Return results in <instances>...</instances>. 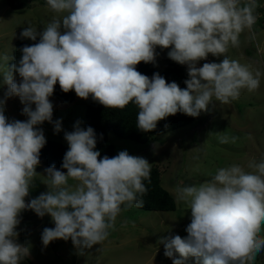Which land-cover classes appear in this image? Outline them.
<instances>
[{"label":"clouds","instance_id":"clouds-1","mask_svg":"<svg viewBox=\"0 0 264 264\" xmlns=\"http://www.w3.org/2000/svg\"><path fill=\"white\" fill-rule=\"evenodd\" d=\"M46 2L53 12L66 14L53 17L42 32L26 27L21 38L36 41L39 36V42L24 46L21 58L2 74L7 91L0 98V264H21L30 255V248L17 242L25 210L51 217L54 228H44L41 235L45 248L71 239L83 254L108 238L122 206H143L149 162L126 150L98 159L97 134L79 121L64 133L68 150L61 167L66 173L55 165L45 175L37 173L47 143L39 126L48 122L54 134L62 131V121L53 122L49 99L57 83L64 93L74 90L78 98L91 97L106 109L134 103L137 128L144 133L178 112L196 118L208 111L213 98L228 104L242 90L253 92L260 86L259 70L225 55L229 46L239 47L242 32L261 21L254 15L256 0L243 5L241 0ZM157 48L170 49L168 58L187 66L186 88L168 83L159 73L150 79L136 70L141 62L155 65ZM209 54L222 56V62L197 67ZM12 97L24 105L25 121L5 116ZM227 139L222 136L221 143ZM248 167L252 171L236 164L220 168L210 180L175 190L177 201L188 204L191 222L186 237L158 241L173 264H186L190 258L195 264H255L264 251L259 235L264 225V158ZM37 176L47 180V191L26 203ZM70 179L78 183L72 187Z\"/></svg>","mask_w":264,"mask_h":264},{"label":"rangeland","instance_id":"rangeland-1","mask_svg":"<svg viewBox=\"0 0 264 264\" xmlns=\"http://www.w3.org/2000/svg\"><path fill=\"white\" fill-rule=\"evenodd\" d=\"M7 1L0 0V98L7 91V86L3 85L2 74L13 57L15 43L22 40L21 32L28 26L42 32L53 17L66 14L53 12L48 4H42V0H17L16 9H12ZM260 22L240 34L239 47L229 46L225 53L230 59L249 66L253 72L260 71V86L257 90L249 92L244 89L238 99L228 104L213 98L208 111L202 112L193 123L171 133L156 136L147 144H138L119 138L113 133L108 134L114 147V156L126 150L130 155L145 158L151 167L156 166L159 169L161 186L173 197L175 211L148 212L135 206L130 209L123 206L108 238L101 245H94L84 252L88 260H83L81 254L77 258L76 255H70L69 264H173V260L164 255V245L158 241L170 235L186 237L185 229L191 222L189 206L185 202L177 201L175 190L178 187L199 185L210 180L218 169L233 164L250 172L252 169L248 164L264 158V26ZM169 50L156 49V63L150 66L157 73L168 62H173L168 58ZM4 57L8 59L5 60ZM208 58V63H220L223 60L222 56L214 57L211 54ZM199 62L204 63L202 60ZM181 66L188 71L186 65ZM16 79L19 82V76ZM72 92L74 101L71 104L60 102L54 94L49 98L54 106L53 122L61 120L62 131L54 134L53 124L48 122L39 126L46 140L60 142L66 147L68 144L64 133L71 132L78 121L81 127L86 128V108L91 102H95L91 97L87 100L80 99L74 90ZM23 107L18 97L8 99V110H5L8 120L25 121L27 117L21 114ZM11 115L14 117L11 118ZM222 136L228 138L226 143H221ZM233 137H236L235 142L232 141ZM45 169L40 164L36 171L45 175ZM46 183L43 176L35 177L30 194L25 198L26 203L46 192ZM68 183L74 187L78 182L70 179ZM30 213L33 212L25 210L21 213V223L16 229L19 232L17 242L30 248L29 257L23 258L21 264H55L52 261L56 258L54 256L52 260L42 258L46 261L37 262L41 244L37 237L38 231L33 227L41 221L46 223L44 227L54 228L55 225L48 215L43 218L36 215L27 219ZM44 227L40 228L41 232ZM259 235L264 238V225ZM63 242L64 240L53 241L47 248L62 250ZM69 245H72L71 239ZM58 257L59 264H67L62 255ZM186 264H195V260L190 258ZM255 264H264V251L256 256Z\"/></svg>","mask_w":264,"mask_h":264},{"label":"trees","instance_id":"trees-1","mask_svg":"<svg viewBox=\"0 0 264 264\" xmlns=\"http://www.w3.org/2000/svg\"><path fill=\"white\" fill-rule=\"evenodd\" d=\"M17 0H8L9 5L12 9L18 8L15 4ZM43 5H47L46 0H42ZM243 1L241 3H246ZM257 7L254 10V15L258 11L259 2L256 1ZM259 20L264 21V18ZM39 38L36 41L29 39L18 40L15 43V48L13 51V57L9 64L17 62L21 56V49L24 46H31L34 43H38ZM136 70L146 76H153L157 73L151 68L150 64H145L141 62L136 66ZM168 83L176 82L182 89L186 88L184 81L188 79L186 69L175 63L168 62L162 71L159 73ZM18 76V75H17ZM151 79V78H150ZM2 85V84H1ZM54 96L60 102L65 104H71L74 101V94L72 91L64 93L59 84L54 88ZM5 110H8L5 109ZM139 109L134 103H129L124 109H106L98 102H91L85 111V123L86 128L92 127L97 134V144L96 150H98L101 155L98 159H102L104 156L114 157V147L110 143L108 134L113 133L119 138L128 139L134 141L138 144H147L152 138L155 139L156 136L171 133L180 128L186 127L193 123L198 117L192 118L182 113H177L174 116H169L164 120L157 123V127L154 131L149 133H144L137 128V116ZM7 117V114L5 113ZM14 116L11 115V118ZM102 134V139H100ZM47 143L40 152V164L46 168L55 165L58 170L64 171L62 169L63 157L68 150V147L60 142L46 140ZM161 173L156 166L151 167L150 179L145 180L144 184L147 188L145 194H143L140 199L143 201L142 207H137L141 210L148 212H172L176 209V204L173 197L161 186ZM123 207V206H122ZM178 257V255L176 256ZM194 260V258H191Z\"/></svg>","mask_w":264,"mask_h":264},{"label":"crops","instance_id":"crops-1","mask_svg":"<svg viewBox=\"0 0 264 264\" xmlns=\"http://www.w3.org/2000/svg\"><path fill=\"white\" fill-rule=\"evenodd\" d=\"M204 63H208V61H209V58L207 59V60H202ZM36 216V214L33 212L32 214L30 213L29 215H28V217H27V219L28 218H30V217H35ZM24 220H25V218H23ZM43 222V223H42ZM42 223V224H41ZM46 223L44 222V221H41L40 223H38V224H35L33 227L35 228V229H37V231H38V235H37V237H38V240H39V243L41 244L40 245V252L37 254V257H36V259H37V262L39 263H41V262H44V261H46V260H43V259H51L52 260V258H53V256L54 257H56L54 260H52L53 261V263H55V264H59V261H60V259H59V257L58 256H60V255H62V257H63V259L65 260V262L67 263V264H69V262H70V255H72V256H74V255H76L75 257L77 258V256L79 255V254H81V252H79V249H77L76 247H74L73 246V244L71 245V247H70V245H69V243H70V239L68 240V241H64L63 242V249L62 250H57V249H54V248H50V249H48L47 247L45 248L44 246H43V244H42V241H41V235H42V232H41V227H44V225H45ZM52 228V227H48V226H45L44 228ZM31 229V228H30ZM84 252H86V249L83 251V254H81V256H82V258H83V260H88V257L85 255V253ZM43 258V259H42Z\"/></svg>","mask_w":264,"mask_h":264},{"label":"built area","instance_id":"built-area-1","mask_svg":"<svg viewBox=\"0 0 264 264\" xmlns=\"http://www.w3.org/2000/svg\"><path fill=\"white\" fill-rule=\"evenodd\" d=\"M243 1H247V0H241V2ZM256 1L259 2L257 14H259L261 17L264 18V0H256Z\"/></svg>","mask_w":264,"mask_h":264},{"label":"water","instance_id":"water-1","mask_svg":"<svg viewBox=\"0 0 264 264\" xmlns=\"http://www.w3.org/2000/svg\"><path fill=\"white\" fill-rule=\"evenodd\" d=\"M203 64H204V63H202V62H198V63H197V65L200 66V67H202ZM148 77L151 78L152 76H148Z\"/></svg>","mask_w":264,"mask_h":264}]
</instances>
